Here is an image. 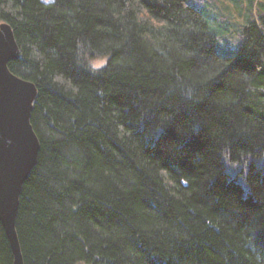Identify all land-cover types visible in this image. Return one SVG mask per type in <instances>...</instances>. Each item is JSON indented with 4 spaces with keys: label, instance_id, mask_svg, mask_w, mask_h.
Here are the masks:
<instances>
[{
    "label": "trees",
    "instance_id": "1",
    "mask_svg": "<svg viewBox=\"0 0 264 264\" xmlns=\"http://www.w3.org/2000/svg\"><path fill=\"white\" fill-rule=\"evenodd\" d=\"M192 1L0 0L37 88L25 264H264V0Z\"/></svg>",
    "mask_w": 264,
    "mask_h": 264
},
{
    "label": "water",
    "instance_id": "2",
    "mask_svg": "<svg viewBox=\"0 0 264 264\" xmlns=\"http://www.w3.org/2000/svg\"><path fill=\"white\" fill-rule=\"evenodd\" d=\"M20 48L9 24L0 25V220L13 264H25L16 229L22 185L35 166L40 142L30 121L36 85L14 74L9 63Z\"/></svg>",
    "mask_w": 264,
    "mask_h": 264
},
{
    "label": "rangeland",
    "instance_id": "3",
    "mask_svg": "<svg viewBox=\"0 0 264 264\" xmlns=\"http://www.w3.org/2000/svg\"><path fill=\"white\" fill-rule=\"evenodd\" d=\"M44 2H52V1H54V0H43ZM190 2L191 3H194L192 0H190ZM219 36V39H220V41L221 42H224V38H222V36L219 34L218 35ZM238 39H239V35H237L236 37H235V40H233L232 39V41L230 42V44L231 45H235V43L238 41ZM106 63V59H100V60H95V61H93V65L94 66H96V67H99V66H101V65H103V64H105Z\"/></svg>",
    "mask_w": 264,
    "mask_h": 264
}]
</instances>
